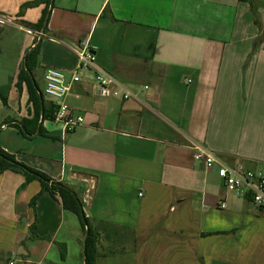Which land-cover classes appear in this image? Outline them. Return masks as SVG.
I'll list each match as a JSON object with an SVG mask.
<instances>
[{
  "label": "crops",
  "instance_id": "1",
  "mask_svg": "<svg viewBox=\"0 0 264 264\" xmlns=\"http://www.w3.org/2000/svg\"><path fill=\"white\" fill-rule=\"evenodd\" d=\"M33 1L0 0V149L75 191L98 241L95 264H264V207L195 160L203 149L264 170V42L255 49L249 4L53 0L33 30L46 10L21 14ZM35 43L41 92L47 68L71 72L88 47L132 97L104 93L91 72L66 99L80 127L66 137L49 120L35 127L28 87L17 85ZM24 184L0 175V264H85L77 216L40 182Z\"/></svg>",
  "mask_w": 264,
  "mask_h": 264
},
{
  "label": "built area",
  "instance_id": "2",
  "mask_svg": "<svg viewBox=\"0 0 264 264\" xmlns=\"http://www.w3.org/2000/svg\"><path fill=\"white\" fill-rule=\"evenodd\" d=\"M7 19L0 17V23L5 24ZM31 34V31L26 30ZM40 38L44 33H36ZM78 65L69 73L56 68H47L44 71V88L42 94L52 105L53 120L55 126L60 127L62 136L74 132L84 123V118L76 114L67 104L66 99L72 94L73 86L83 81V78L94 72V81L98 88L113 97L128 100L132 95L117 86L114 79L96 68L97 57L88 47H83L77 52ZM189 83H191L189 81ZM195 160L203 163L206 169L217 167V174L222 180L225 189L229 193L241 196H249L252 203L258 207H264V170L249 168L244 164L229 166L221 162L210 151L198 149ZM221 208L226 209V203H221ZM9 264H14L10 262Z\"/></svg>",
  "mask_w": 264,
  "mask_h": 264
},
{
  "label": "trees",
  "instance_id": "3",
  "mask_svg": "<svg viewBox=\"0 0 264 264\" xmlns=\"http://www.w3.org/2000/svg\"><path fill=\"white\" fill-rule=\"evenodd\" d=\"M242 2H246L249 4L251 12L253 14L254 23L259 29V37L254 42L255 49L258 48L264 42V27L261 22V18L258 14V8L261 6L259 0H241ZM53 0H35L33 2H29L21 7L20 13L24 14L27 9L36 8L41 5L45 6L43 16L39 23L35 25H28L27 27L33 30L42 29L47 23L48 12L47 8L52 6ZM38 56H39V45L35 43V47L32 51L28 52L26 55V60L23 61L20 67V72L18 75V88L20 89L21 84H26L29 91V101L34 106L36 111L35 120H32V123L35 127L39 124L40 118L43 115L44 120H53V110L51 104H46L45 97L43 96L40 88L35 80V71L38 66ZM1 89V88H0ZM3 102L6 103V99L3 98ZM37 118V119H36ZM17 127V126H15ZM18 128V127H17ZM36 130L33 132L23 131V133H27L28 135H34ZM39 134H42V130H40ZM12 171L18 174H21L25 178L24 186L28 185L33 181H38L42 186V193H50L52 197H59L63 208L65 211L73 213L77 216L80 221L82 230L86 235V225L89 228V236L86 239L85 243V252H84V261L86 264H95L96 259V250H97V238L95 237V232L92 228L91 222L86 218L83 209L82 203L75 193L74 190L70 189L68 186L55 182L47 175L34 170L32 168L27 167L21 163H18L12 156L3 152L0 149V175L7 172ZM39 197V196H38ZM38 197L34 198L31 206L33 208L36 207V201ZM62 255H66L65 248L62 250Z\"/></svg>",
  "mask_w": 264,
  "mask_h": 264
},
{
  "label": "water",
  "instance_id": "4",
  "mask_svg": "<svg viewBox=\"0 0 264 264\" xmlns=\"http://www.w3.org/2000/svg\"><path fill=\"white\" fill-rule=\"evenodd\" d=\"M25 60H26V57H25ZM44 122V117H43V115L41 116V123H43ZM88 236H89V228H88V226L86 225V239L88 238ZM86 243V242H85ZM85 264H86V262H85Z\"/></svg>",
  "mask_w": 264,
  "mask_h": 264
},
{
  "label": "rangeland",
  "instance_id": "5",
  "mask_svg": "<svg viewBox=\"0 0 264 264\" xmlns=\"http://www.w3.org/2000/svg\"><path fill=\"white\" fill-rule=\"evenodd\" d=\"M0 124H1V122H0ZM0 127H1V126H0ZM1 132H2V131H0V134H1ZM69 215H70V214H69ZM69 263H73V261H69Z\"/></svg>",
  "mask_w": 264,
  "mask_h": 264
}]
</instances>
